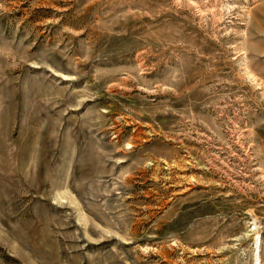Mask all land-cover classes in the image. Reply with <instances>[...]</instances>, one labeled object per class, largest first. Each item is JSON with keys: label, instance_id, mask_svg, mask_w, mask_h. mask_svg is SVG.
Returning a JSON list of instances; mask_svg holds the SVG:
<instances>
[{"label": "rangeland", "instance_id": "rangeland-1", "mask_svg": "<svg viewBox=\"0 0 264 264\" xmlns=\"http://www.w3.org/2000/svg\"><path fill=\"white\" fill-rule=\"evenodd\" d=\"M0 264H264V0H0Z\"/></svg>", "mask_w": 264, "mask_h": 264}, {"label": "bare ground", "instance_id": "bare-ground-1", "mask_svg": "<svg viewBox=\"0 0 264 264\" xmlns=\"http://www.w3.org/2000/svg\"><path fill=\"white\" fill-rule=\"evenodd\" d=\"M256 249H258V246L256 245Z\"/></svg>", "mask_w": 264, "mask_h": 264}]
</instances>
